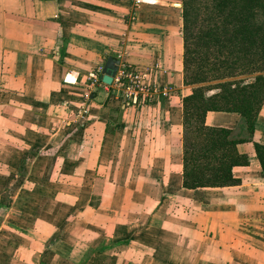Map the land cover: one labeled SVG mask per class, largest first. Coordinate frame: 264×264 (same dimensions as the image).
Wrapping results in <instances>:
<instances>
[{"label":"crops","instance_id":"1","mask_svg":"<svg viewBox=\"0 0 264 264\" xmlns=\"http://www.w3.org/2000/svg\"><path fill=\"white\" fill-rule=\"evenodd\" d=\"M180 4L0 0V264H264V103L239 184H182ZM108 56L148 70L147 104L89 84Z\"/></svg>","mask_w":264,"mask_h":264},{"label":"trees","instance_id":"2","mask_svg":"<svg viewBox=\"0 0 264 264\" xmlns=\"http://www.w3.org/2000/svg\"><path fill=\"white\" fill-rule=\"evenodd\" d=\"M182 184L188 189L239 184L236 151L251 140L264 103V0H181ZM249 77V78H248ZM208 111L240 115L238 129L205 124ZM254 151L264 177V144Z\"/></svg>","mask_w":264,"mask_h":264},{"label":"built area","instance_id":"3","mask_svg":"<svg viewBox=\"0 0 264 264\" xmlns=\"http://www.w3.org/2000/svg\"><path fill=\"white\" fill-rule=\"evenodd\" d=\"M139 2V0H136ZM117 70L112 79V85L116 90L115 98L119 99L123 106H137L147 104L157 91L155 83L150 82L148 70L129 61L118 58ZM97 71L89 73L90 85L100 80Z\"/></svg>","mask_w":264,"mask_h":264},{"label":"water","instance_id":"4","mask_svg":"<svg viewBox=\"0 0 264 264\" xmlns=\"http://www.w3.org/2000/svg\"><path fill=\"white\" fill-rule=\"evenodd\" d=\"M181 5V4H180ZM118 59H114L112 56H108L101 70L100 79L106 84L112 82L113 76L117 70Z\"/></svg>","mask_w":264,"mask_h":264},{"label":"rangeland","instance_id":"5","mask_svg":"<svg viewBox=\"0 0 264 264\" xmlns=\"http://www.w3.org/2000/svg\"><path fill=\"white\" fill-rule=\"evenodd\" d=\"M249 78V77H248Z\"/></svg>","mask_w":264,"mask_h":264}]
</instances>
